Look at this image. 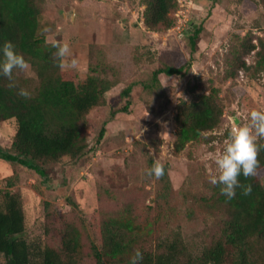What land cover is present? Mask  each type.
I'll return each instance as SVG.
<instances>
[{
    "label": "rangeland",
    "instance_id": "obj_1",
    "mask_svg": "<svg viewBox=\"0 0 264 264\" xmlns=\"http://www.w3.org/2000/svg\"><path fill=\"white\" fill-rule=\"evenodd\" d=\"M37 1L39 33L50 44L67 41L79 60L76 69L65 71L79 81L99 76L111 88L104 105L88 116L89 146L82 157L48 164L46 180L0 160V207L5 192L21 196L25 237L34 246L59 247L61 229L67 226L79 228L88 243L99 233L97 219L130 211L137 223H150L140 240L146 250L159 238L180 234L199 253L218 236L222 221L202 202L212 187L209 177L218 174L215 154L234 120L245 124L250 110H264L262 1L177 0L174 25L157 29L145 24L146 0ZM193 27H202L194 53L188 36ZM250 43L256 48L245 54ZM184 60L191 66L183 75L159 74L154 79L157 69ZM241 61L248 69L239 68ZM34 78L29 65L16 70L13 79L33 88ZM205 95H214L221 105V123L176 153L179 108ZM112 112L106 136L97 145L100 128ZM14 134V120L0 123L3 147L11 149ZM151 159L168 165L167 184L146 174ZM261 179L264 185V174ZM88 247L83 264H96ZM4 261L0 256V264Z\"/></svg>",
    "mask_w": 264,
    "mask_h": 264
},
{
    "label": "trees",
    "instance_id": "obj_2",
    "mask_svg": "<svg viewBox=\"0 0 264 264\" xmlns=\"http://www.w3.org/2000/svg\"><path fill=\"white\" fill-rule=\"evenodd\" d=\"M261 1L264 5V0ZM146 4L144 17L148 28L174 25L177 0H146ZM41 16L37 0H0V43L10 40L16 45L37 81L33 88H25L14 79L9 81L0 76V123L15 121L12 147L7 149L0 144V160L17 163L46 180L48 164L65 157L78 159L86 153L88 116L93 109L104 105L111 84L96 75L79 81L69 71L60 70L54 55L56 49L39 33ZM201 32L202 27H193L188 35L192 53L197 51ZM261 44L264 47L263 41ZM255 48L251 44L245 54ZM190 66L191 62L184 60L178 66L159 68L154 79L157 81L159 74L183 75ZM239 68L248 69V66L241 61ZM15 73L16 70L13 78ZM10 84L15 86L10 87ZM19 88L27 89L31 95L19 96ZM130 90L131 87L126 94ZM223 114L214 95H205L198 103L183 104L178 113L175 152H182L189 142L217 128ZM114 116L112 112L104 121L95 144L106 136V126ZM257 143L264 144V140ZM257 160L255 175L238 177L245 187L251 185L248 195L237 188L236 196L228 200L221 195L219 185H212L209 194L202 197V202L219 213L222 221L218 236L199 253L191 251L180 234L159 238L153 249L146 250L140 246V240L150 223H137L130 211L122 216L97 219L99 233L88 238V243L79 228L67 226L61 229L59 247L34 246L25 237L22 198L8 191L2 195L0 207V256L4 264H83L88 244L96 264H130L136 249L143 254L141 264H264V185L261 179L264 147L258 151ZM152 162L151 159L150 166ZM167 166L164 176L159 178L166 184L169 182Z\"/></svg>",
    "mask_w": 264,
    "mask_h": 264
},
{
    "label": "clouds",
    "instance_id": "obj_3",
    "mask_svg": "<svg viewBox=\"0 0 264 264\" xmlns=\"http://www.w3.org/2000/svg\"><path fill=\"white\" fill-rule=\"evenodd\" d=\"M47 31V29H45ZM52 47L56 49L54 55L57 58V66L60 70L76 69L79 60L72 55L67 41H52ZM29 67L28 61L16 49V45L10 40L0 43V76L13 80L14 70H25ZM14 87V84H10ZM19 96L29 97L31 93L25 88H19ZM258 140H264V110L252 109L249 112L248 123L241 124L234 120L226 137L223 140V148L215 154L214 163L217 175L209 177L212 185H219L221 195L231 200L236 196L237 188L243 195L251 192V185L244 186L238 177L245 178L255 175L259 161L257 153L264 144H258ZM148 176L159 179L165 174V165L158 159H154L146 170ZM143 254L139 249L130 259V264H141Z\"/></svg>",
    "mask_w": 264,
    "mask_h": 264
}]
</instances>
